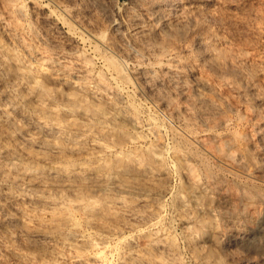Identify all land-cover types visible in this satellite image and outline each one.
I'll return each instance as SVG.
<instances>
[{
    "label": "rangeland",
    "instance_id": "obj_1",
    "mask_svg": "<svg viewBox=\"0 0 264 264\" xmlns=\"http://www.w3.org/2000/svg\"><path fill=\"white\" fill-rule=\"evenodd\" d=\"M263 219L264 0H0V264H264Z\"/></svg>",
    "mask_w": 264,
    "mask_h": 264
},
{
    "label": "bare ground",
    "instance_id": "obj_2",
    "mask_svg": "<svg viewBox=\"0 0 264 264\" xmlns=\"http://www.w3.org/2000/svg\"><path fill=\"white\" fill-rule=\"evenodd\" d=\"M53 15H54V14H53ZM58 15H59V14H58ZM61 17H62V16H60V18H61ZM132 17H133V16H132ZM132 17H131V18H132ZM60 18H59V19H60ZM135 18H136V17H135ZM132 19H134V18H132ZM130 20H131V19H130ZM139 20H140V19H139ZM151 20H152V19H151ZM164 20H165V19H164ZM134 21H135V20H134ZM134 21L132 20V22H134ZM137 21H138V20H137ZM165 21H167V20H165ZM169 21H170V20H169ZM141 22H142V21H141ZM160 22H162V21H160ZM129 23H130V22H129ZM138 23H139V21H138ZM138 23H137V24H138ZM70 24H71V23H70ZM142 24H143V23H142ZM152 24H153V23H152ZM158 24H160V23H158ZM165 24H166V23H165ZM120 25H121V24H120ZM127 25H128V24H127ZM130 25H131V24H130ZM133 25H134V24H133ZM135 25H136V24H135ZM168 25H169V24H168ZM170 25H171V24H170ZM170 25H169V26H170ZM122 26H124V25H122ZM139 26H141V24H140ZM163 26H164V25H163ZM165 26H166V25H165ZM169 26H168V27H169ZM70 27H71V26H70ZM70 27H68V28H70ZM132 27H134V26L131 25V28H132ZM135 27H136V26H135ZM142 27H143V26H142ZM72 28H74V27H72ZM122 28H123V27H122ZM128 28H129V27H128ZM136 28H137V29L135 30V32L138 30V31H140V32H139L140 34H141V32H142L143 30H145V29H142L141 27L138 28V26H137ZM144 28H145V27H144ZM163 28H164V27H163ZM163 28H162V30H163ZM74 29H75V28H74ZM125 29H126V28H125ZM132 29H133V28H132ZM168 29H169V28H168ZM168 29H167V27H166V29H164V32H163V31H161V32H163V33H167L166 30H168ZM170 29H171V28H170ZM69 30H70V29H69ZM75 30H78V29H75ZM128 30H129V29H128ZM141 30H142V31H141ZM66 31H67V29H66ZM78 31H79V30H78ZM165 31H166V32H165ZM168 31L170 32V30H168ZM143 32H146V31H143ZM161 32H159V33H161ZM66 33H67V32H66ZM69 33H70V32H69ZM123 33H124V32H123ZM126 33H128V32H126ZM129 33H130V32H129ZM132 33H133V35H135L134 32H132ZM159 33H158V34H159ZM74 34H75V33H74ZM136 34H137V33H136ZM79 35H80V33H78V36H79ZM82 35H83V38L88 42V44H90V43H97V44H98V43H102V41L104 40V38H103V40H102V35H101L100 33H99V34H94V33H91V32H88V33L84 32V33H83V31H82ZM161 36H163V35H161ZM134 37H136V36H134ZM104 41H105V40H104ZM107 41H108V40H107ZM105 42H106V41H105ZM103 43H104V42H103ZM105 44H107V43H105ZM105 44H104V45H105ZM90 45H91V44H90ZM93 45H94V44H93ZM101 45H102V44H101ZM94 46H95V45H94ZM105 46H106V45H105ZM108 46H109V45H108ZM92 47H93V46H92ZM94 48H95V47H94ZM102 48H103V47H102ZM108 48H109V47H108ZM96 50H97V48H96ZM93 51H94V50H93ZM87 52H88V51H87ZM90 52H91V51H90ZM103 52H104V51H103ZM87 54H88V53H87ZM87 54H85V55L87 56ZM94 55H95V53H94ZM94 55H93V57H95ZM106 55H107V54H106ZM91 56H92V55H91ZM91 56H90V57H91ZM97 56L99 57V55H97ZM97 56H96V57H97ZM100 56H101V55H100ZM108 56H109V54H108ZM87 57H88V56H87ZM90 57H89V59H92V58H90ZM96 57H95V58H96ZM98 57H97V58H98ZM102 57H103V59H104V57H107V56H103V54H102L101 59H102ZM110 57H111V56H110ZM110 57H109V58H110ZM116 57H117V56H115L113 60L111 59V61L107 60L108 58H107V59L105 58V60H106L107 62H109V63H107V65H108L109 69L112 71V72H111V71L109 70L110 73H112V75L117 79V81L121 82V84H122V80L124 81L126 77H127V78H129V77H128V75L126 76V73H127V72L125 73V70L122 69V68H123V65H122L123 63H122V61H121L120 59H116ZM85 58H86V57H85ZM97 58H96V59H97ZM117 58H118V57H117ZM89 59H88V60H89ZM174 59H175V58H174ZM88 60H86V62H87ZM105 60H104V61H105ZM179 60H182V59H179ZM179 60L176 58L173 62L170 61V60H169V61L172 62L171 64H174V63H175V64L177 65L178 63H180ZM92 61H93V59H92ZM96 61H97V60H96ZM106 61H105V62H106ZM55 62H56V61H55ZM93 62H94V61H93ZM170 62H167V64H169ZM53 63H54V62H53ZM56 63H57V62H56ZM87 63H88V62H87ZM103 64H105V63L103 62ZM171 64H169V67H170ZM58 65H59V64H58ZM60 65H62V63H60ZM64 65H65V64H64ZM64 65H63V66H64ZM124 66H125V68H126V66H127V70L129 69V68H128L129 66H128L127 62H126V64H125ZM167 66H168V65H167ZM174 66H175V65H174ZM178 66H179V65H178ZM172 67H173V66H172ZM179 67H180V66H179ZM179 67H178V68H179ZM181 67H182V66H181ZM100 68H101V67H100ZM104 68H105V66H104ZM167 68H168V67H167ZM175 68H176V66H175ZM105 69H106V68H105ZM107 69H108V68H107ZM165 69H166V68H165ZM173 69H174V68H173ZM103 70H104V69H103ZM127 70H126V71H127ZM129 70H130V69H129ZM169 70H170V69H169ZM106 71H107V70H106ZM167 71H168V70H167ZM167 71H166V72H167ZM170 71H172V70H170ZM129 72H130V71H129ZM129 72H128V73H129ZM141 72H142V71H141ZM149 72H150V71H149ZM149 72H148V73H149ZM166 72H165V73H166ZM105 73H106V72H105ZM128 73H127V74H128ZM170 73H173V72H170ZM170 73H169V74H170ZM97 74H98V73H97ZM97 74H96V75H97ZM143 74H145V73H143ZM169 74H168V76H169ZM104 75H105V74H104ZM171 75H172V74H171ZM145 76H146V74H145ZM166 76H167V75H166ZM98 77H100V76H98ZM105 77H106V75H105ZM107 77H108V75H107ZM114 77H113V78H114ZM140 77H142V76H140ZM172 77H173V76H172ZM101 78H103V77L101 76ZM101 78H98V79H100V80H99L100 83H101V82L103 83V81H104V83L107 82L106 79H105V80H106V81H105L104 78H103V79H101ZM169 78H170V77H169ZM107 79H108V78H107ZM145 79H146V78L144 77L143 80L145 81ZM170 79H171V78H170ZM109 80H110V79H109ZM113 80H114V79H113ZM127 80H129V79H127ZM143 80H142V81H143ZM149 80H150V79H149ZM151 80H152V79H151ZM115 81H116V80H115ZM130 81H131V80H129V83H131ZM81 83H82V81L79 82V84H81ZM102 83H101V85L98 83V84L100 85V87H101V86L103 87L104 83H103V84H102ZM123 83H124V82H123ZM140 83H141V82H140ZM115 84H116V82H115ZM115 84H114V85H115ZM121 84H120V85H121ZM125 84H126V83H125ZM131 84H132V83H131ZM138 84H139V82H138ZM146 84H147V82H146ZM111 85H112V84H111ZM126 85H127V84H126ZM140 85H141V84H140ZM197 85H198V84H197ZM84 86H85V85H84ZM84 86L82 85V87L80 86V88L82 89V88H84ZM87 86H88V85H86L85 88H86ZM138 86H139V85H138ZM138 86H137V87H138ZM207 86H208V84H207L205 81L200 80V87H205V88H206ZM112 87H113V85H112ZM120 87H122V86H120ZM120 87H119V88H120ZM135 87H136V85H135ZM141 87H142V86H141ZM208 87H209V86H208ZM109 88H110V87H109ZM115 88H116V87H115ZM138 88H139V87H138ZM87 89H88V87H87ZM117 89H118V88H117ZM125 89H126V88H124V90H125ZM128 89H130V88H128ZM135 89H136V88H135ZM88 90H89V89H88ZM92 90H93V89H92ZM94 90H95V89H94ZM94 90H93V92H94ZM108 90H109V89H108ZM110 90H111V88H110ZM119 90H120V89H119ZM126 90H127V89H126ZM126 90H125V91H126ZM137 90H138V89H137ZM97 91H98L99 93H97L96 91H95L96 93H95V92H94V93L92 92V93H93V96H94V94H96L97 97H101V98L105 99V102H107V103H109V104H115L114 107L116 106V102H115L113 99H111V97H113V96L115 97V95H113V96H111V97L108 96V95L116 94V93H111V94H110V93H108V94L102 93V91L104 92L103 88H102L100 91H99V89L97 88ZM106 91H107V90H106ZM131 91H132V90H131ZM133 91H134V90H133ZM133 91H132V92H133ZM89 92H90V91H89ZM109 92H110V91H109ZM121 92H122V91H121ZM125 93H126V92H125ZM135 93H136V90H135ZM135 93H134V94H135ZM117 94H118V93H117ZM128 94H129V93H128ZM128 94L126 93V95H128ZM119 95H120V94H119ZM119 95H118V96H119ZM128 96H131V95L129 94ZM128 96H127V97H128ZM133 96H135V95H132V97H133ZM101 98H100V99H101ZM121 98H122V97H121ZM121 98L118 97V99H120V100H121ZM124 98H125V97H124ZM115 99H116V98H115ZM126 99H127V98H126ZM124 100H125V99H123V101H124ZM129 100H130V99H129ZM132 100H133V99H132ZM130 101H131V100H130ZM130 101H129V103H130ZM105 102H104V103H105ZM117 102H118V101H117ZM119 102H120V101H119ZM127 102H128V100H127ZM131 103H132V101H131ZM131 103H130L129 105H131ZM133 104H134V103H133ZM133 104L131 105L132 108L134 107ZM106 105H107V104H106ZM126 105H127V104H126ZM112 106H113V105H112ZM117 106H118V105H117ZM120 106H121V105L119 104V107H120ZM136 106L138 107V105H136ZM114 107H113V108H114ZM127 107H128V106H127ZM134 108H135V107H134ZM134 108H133V109H134ZM133 109H132V110H133ZM136 109H137V108H136ZM118 110H119V109H118ZM121 110H122V109H121ZM121 110H120V111H121ZM129 110H131V109H129ZM134 110H135V109H134ZM137 111H139V110H137ZM126 112H127V111H126ZM126 112H125V114H126ZM128 112H129V111H128ZM128 112H127V117H129V119H131V121H132V120H136L135 118L139 117V116L135 117V116H136V115H135L136 113L133 114V116H131V114H128ZM133 112H134V111H133ZM122 113H123V112H122ZM128 115H129V116H128ZM134 115H135V116H134ZM130 116H131V117H130ZM127 117L124 116V118H127ZM153 117H154V116H153ZM153 117H152V118H153ZM148 118H149V117H148ZM154 118H155V117H154ZM127 119H128V118H127ZM138 120H140V119L138 118ZM138 120H136V121L138 122ZM148 121H150V120H148ZM151 121H152V120H151ZM151 121H150V122H151ZM153 121H154V123H155V119H153ZM133 122H134V121H133ZM154 123H153L152 125H154ZM156 123H157V120H156ZM136 124L139 125V122L136 123ZM140 124H141V120H140ZM145 124H147V123H145ZM158 124H159V122H158ZM160 124H161V123H160ZM160 124H159V125H160ZM148 125H149V122H148ZM148 125H147V126H148ZM155 125H156V124H155ZM159 125H156V126H159ZM147 126H146V127H147ZM150 126H151V125H150ZM150 126H149V127H150ZM153 127H154V126H153ZM161 127H162V125H161ZM147 128H148V127H147ZM163 128H164V127H163ZM151 129H154V128H151ZM159 129H160V127H159ZM174 129H175V127H174ZM149 130H150V129H149ZM154 130H155V129H154ZM154 130H153V131H154ZM176 130H177V132H178V129H175L174 131H176ZM156 131H158V129H157ZM156 131H155V132H156ZM182 131H183V129H182ZM182 131H181V133H182ZM160 132H161V129H160ZM172 132H173V131H172ZM184 132H185V130L183 131V133H184ZM187 132H188V131H187ZM178 133H179V132H178ZM183 133H182V134H183ZM186 134L191 135L190 133H186ZM182 136H183V135H182ZM175 137H176V136H175ZM189 137H190V136H189ZM176 138H179V137H176ZM182 139H183V138H182ZM182 139L179 138V140H178V139H175V140L180 141V140H182ZM192 140H193V139H192ZM194 140H195V139H194ZM196 141H197V140H196ZM186 144H187V142H186ZM192 145H193V144H192ZM230 145H231V144H230ZM227 148H228V147H227ZM175 149H176V148H175ZM177 149L179 150L180 147H179V148L177 147ZM228 149L230 150V149H232V147L229 146ZM182 150H183V149H182ZM182 150H181V151H182ZM185 150H186V149H185ZM179 151H180V150H179ZM230 151H231V150H230ZM223 152H225V150H224ZM225 153H226V155H231V154H227V153H230V152H225ZM225 153H224V155H225ZM231 153H232V152H231ZM183 154H184V153H183ZM195 154H196V153H195ZM232 156H233V155H232ZM241 156H242V155H241ZM228 157H230V156H228ZM241 158H242V157H241ZM241 160H242V159H241ZM244 195H245V194H244ZM159 217H160V216H159ZM159 219H162V218L160 217ZM263 220H264V219H263ZM161 221H162V220H161ZM258 222H259V221H258ZM159 223H160V222H159ZM159 223H158V224H159ZM155 224H156V223H155ZM151 225H152V224H151ZM159 225H161V224H159ZM157 227H158V226H157ZM158 228H159V227H158ZM158 228H156V229H158ZM154 230H155V229H154ZM152 231H153V230H152ZM150 232H151V231H150ZM153 233H154V232H153ZM150 234H152V233H150ZM158 234H160V235L162 236L161 232H159ZM158 234H157V232L154 233V236L152 237V242H155L156 239H159V238L161 237V236L158 235ZM41 235H42V234H41ZM39 237H41V236H39ZM42 238L45 239V238H47V237H45V235H42ZM84 238H85V237H84ZM91 240H92V239H91ZM91 240H90V241H91ZM127 242H128V241H127ZM152 242H151V243H152ZM160 242H161L162 244L164 243V242H162V241H160ZM160 242H159V243H160ZM155 243H157V242H155ZM155 243H153V245H154ZM95 244H96V242H95ZM104 245H105V244H104ZM128 245H129V243H128ZM153 245H152V246H153ZM95 246H96V245H95ZM109 246H110V245H109ZM126 246H127V245H126ZM157 246H158V245H157ZM120 247H122V246H120ZM162 247H163V246H162ZM104 248H105V247H104ZM118 248H119V246H118ZM118 248H117V249H118ZM154 248H155V247H154ZM119 249H120V248H119ZM111 250H112V249H111ZM123 251H124V250H123ZM118 252H119V250H118ZM106 253H107V252H106ZM112 253H113V252H112ZM101 254H102V253H101ZM104 254H105V253H104ZM104 254H102V256H103ZM121 254H122V253H121ZM110 255H111V252H110ZM98 256L100 257V255L97 253V257H98ZM120 256H121V255H120ZM95 257H96V256H95ZM97 257H96V258H97ZM99 257H98V258H99ZM108 257H109V256H108ZM115 257H116V256H115ZM123 257H124V256H123ZM123 257H120V258L123 259L122 261L125 260ZM101 258H102V257H101ZM104 259H105V258H104ZM78 260H79L80 262L77 263V264H82V263H83L82 259H79V258H78ZM97 260H98V259H97ZM100 260L102 261V259H100ZM108 260H109V259H108ZM103 261H104V260H103ZM109 261H112V260H109ZM122 261H121V262H122ZM77 262H78V261H77ZM81 262H82V263H81ZM124 262L127 263V264H129V262H128L127 260L124 261ZM102 263L104 264L105 261L102 262ZM108 263L110 264V262H108ZM125 263H124V264H125ZM122 264H123V263H122Z\"/></svg>",
    "mask_w": 264,
    "mask_h": 264
}]
</instances>
